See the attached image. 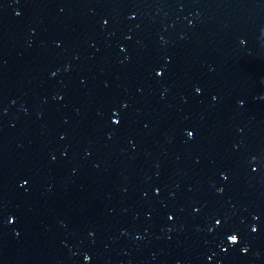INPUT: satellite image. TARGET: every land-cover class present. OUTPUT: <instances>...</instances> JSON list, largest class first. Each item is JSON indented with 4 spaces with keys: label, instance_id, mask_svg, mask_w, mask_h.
Segmentation results:
<instances>
[{
    "label": "water",
    "instance_id": "95a60500",
    "mask_svg": "<svg viewBox=\"0 0 264 264\" xmlns=\"http://www.w3.org/2000/svg\"><path fill=\"white\" fill-rule=\"evenodd\" d=\"M0 264H264V0H0Z\"/></svg>",
    "mask_w": 264,
    "mask_h": 264
},
{
    "label": "snow or ice",
    "instance_id": "6c2138e0",
    "mask_svg": "<svg viewBox=\"0 0 264 264\" xmlns=\"http://www.w3.org/2000/svg\"><path fill=\"white\" fill-rule=\"evenodd\" d=\"M17 15H20V13H17ZM133 19H135V17H133ZM104 23L107 24L108 21L105 20ZM155 74H156V76L163 78V76H164L166 73H165L163 70H157ZM196 91H197V93H201V92H202V90H201L199 87L196 89ZM125 107H127V105H125ZM115 115H116V116H119V113H115ZM113 123H114L115 125L119 126V125L122 123V120H121V119H115V120L113 121ZM187 135H188L190 138H193V139L195 138V132H194V131H188ZM253 171H256V169H253ZM223 179H224L225 181H227V180L229 179V177H228L227 175H224V176H223ZM24 184L27 185V184H28V181L25 180ZM219 192L222 194V193L224 192V189H223V188H220V189H219ZM157 194H159V189H157ZM169 219H174V217L169 216ZM9 222H10V223H14L15 221H14V220H10ZM215 224L218 225V226L221 225V224H222V220H221L220 218H216V220H215ZM252 231H253V232H257V231H259V229L254 227V228L252 229ZM227 239H228V241H230L231 244H233V245H238V244L241 243V237H240V234L237 233V232H232V233H230V234L227 236ZM225 251H227V249H225ZM244 251L247 252L248 249L245 248ZM85 259H86V260H91V257H90V256H86Z\"/></svg>",
    "mask_w": 264,
    "mask_h": 264
}]
</instances>
